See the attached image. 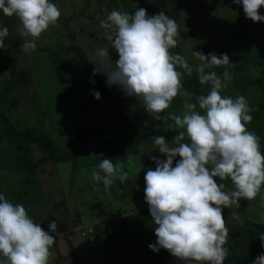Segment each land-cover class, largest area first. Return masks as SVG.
<instances>
[{"label":"rangeland","instance_id":"rangeland-1","mask_svg":"<svg viewBox=\"0 0 264 264\" xmlns=\"http://www.w3.org/2000/svg\"><path fill=\"white\" fill-rule=\"evenodd\" d=\"M53 2L57 4L62 15L56 25L50 26L36 40L35 51L25 52L22 49L25 38L17 31L20 24L18 18L0 12V25L9 23L5 48L0 49V80L10 77L15 71L32 72L26 89L18 91L20 99L18 108L11 109L9 113L4 109L5 103H1L0 106H3L4 113L10 119L22 126H35L52 136L58 147L64 151L71 150L72 134L83 124H95L97 128L109 130L106 135L112 143L122 146L130 140L131 132L123 126L121 118L114 111L116 101L114 103L107 101L103 96L100 100L94 97L93 90L99 91L97 82L79 61L74 46H80L96 66L93 61L97 58V51L105 47L109 50L111 47V42L104 37V29L100 24L109 12L113 9L133 12L136 7L145 6L164 11L171 9L172 4L166 7L160 0H90L89 2L53 0ZM83 8L85 12L76 16L75 13L81 12ZM148 13L155 14L150 11ZM177 23L178 49L175 47L171 52L185 56L194 69L192 75L197 78L195 67L199 62L192 55L195 49L205 54L213 52L218 55L228 54L232 61L229 66H220L211 70L216 71L218 75L225 70L231 74L229 86L222 94L233 98L244 95L253 113L264 96L259 84L255 82L261 79L264 85V22L259 24L246 18L242 5L235 4L233 0H184ZM50 53L55 55L52 56ZM177 70L183 72L182 68ZM186 75L185 73L183 78ZM101 80L105 91L117 96L116 100L121 104L126 105L134 98L126 96L118 85L109 88L106 84V75L101 74ZM199 90L201 92L199 94L188 90L193 94V102L197 96L206 95L210 85H201ZM66 91L69 92V98L64 96ZM176 98H178L176 102L171 103L166 111L180 115L184 110V97L177 95ZM68 101H71V104ZM138 102L140 100L136 98L135 107ZM143 112L147 113L145 108ZM132 119L136 123L145 121V117L136 119L133 116ZM149 121L151 123L155 121L150 114ZM164 122V124L160 122L159 126L164 132L170 133L171 137L182 131L171 129L169 127V124L172 125L171 121ZM253 123L260 128L263 135L262 137L257 131L259 129L254 130V133L260 137L261 151L264 152V111L260 115V120H254ZM2 128L4 126H1ZM155 148L154 144L147 143L119 158L120 162L116 165H120L129 173V180L121 184L118 178H114V184L106 190L103 183L96 182L91 175L94 168L98 170L99 160L104 151L98 143L90 142L83 148L79 159L46 164L39 173L40 191L34 188L38 193L36 197L23 195L21 201L16 200V194L23 191V185L20 183V176L12 156L9 154L8 157L7 154L8 162L0 163V192H3L10 201L22 203L28 214L45 230H49V223L56 220L59 235L51 233L53 236L56 235L57 241L51 248L50 264H73V258L77 256L80 264H174V261L170 260L153 262L150 257L153 250L143 241L144 233H141L145 232V228L139 229L141 224L138 220L141 218L145 220L146 215L145 213L142 215L141 212L144 210L150 213L149 205L145 200L144 177L148 167L156 166L151 159L152 156H156ZM34 149L36 157H39L40 151ZM2 153L4 154V151L0 152V160L6 158L4 157L6 154L3 156ZM161 158L166 159V155L162 154ZM216 179L219 180L218 177ZM229 187L232 188V183L226 186V190L230 189ZM243 202L248 203L246 208L234 206L233 209H224L226 226L229 227V236L225 245L229 250V256L225 264H234L232 260L234 254L241 252L240 245L235 243L236 230L243 226L246 220L263 219L264 187L254 200L242 199L241 204ZM75 213L83 216V222L68 231H61L60 226L71 224L76 216ZM235 216L239 219H235ZM111 221L116 224L121 235L116 243H112L97 229ZM145 223L149 240L152 217ZM124 233L128 235L125 236ZM148 243L150 244V241Z\"/></svg>","mask_w":264,"mask_h":264},{"label":"clouds","instance_id":"clouds-1","mask_svg":"<svg viewBox=\"0 0 264 264\" xmlns=\"http://www.w3.org/2000/svg\"><path fill=\"white\" fill-rule=\"evenodd\" d=\"M233 2L242 5L246 18L264 22L260 11L264 0ZM0 12L18 18L17 31L25 38V52L35 51L36 40L62 15L53 0H0ZM100 24L118 59L113 61L108 48H100L93 61V76L106 75L109 88L118 85L126 96L139 99L153 120L171 121L174 128L182 130L171 144L164 136L151 138L166 159L152 156L156 166L148 167L144 177L145 200L156 236L148 247L157 253L166 249L190 264H225L229 227L224 209L238 208L242 199L254 200L264 187L260 138L246 127L253 120V109L244 95L233 98L222 94L232 79L227 70L219 75L211 70L229 66V55L193 51L199 62L195 67L199 83L210 85L208 93L193 102L182 79L194 69L185 56L171 52L179 37L174 18L164 11L150 15L145 8L136 7L133 12L113 9ZM8 35L9 29L0 26V49L5 48ZM93 95L102 99L99 91L93 90ZM177 95L184 97L180 115L166 111ZM148 123L145 121V126ZM91 175L106 190L114 178L121 184L129 180V173L108 158L101 160ZM229 179L232 188L226 190L224 181ZM48 229L36 223L22 203H14L0 192V264H50L51 248L57 241L51 233L59 235L56 220ZM259 238L264 247V233ZM252 264H264V252Z\"/></svg>","mask_w":264,"mask_h":264},{"label":"trees","instance_id":"trees-1","mask_svg":"<svg viewBox=\"0 0 264 264\" xmlns=\"http://www.w3.org/2000/svg\"><path fill=\"white\" fill-rule=\"evenodd\" d=\"M89 1L90 0H86V2ZM160 1L166 7H170L172 4L171 9L164 10V12L171 18H174L177 22L180 17L181 10L184 6V0ZM144 8L147 11L153 12L155 14L161 12V10H158L155 7L145 6ZM83 9L81 12L75 13V15L77 16L81 13H84L85 9ZM260 11L262 14H264V8H261ZM262 23L263 22H259V24ZM0 26H5L9 29V23L7 22ZM228 33L230 34V32ZM74 48L77 52L79 61L82 63L86 71L93 75V69L96 66L90 61L89 57L80 46L75 45ZM176 49H178V47H176ZM109 53L113 61L118 59V54L112 47V45L109 49ZM50 55L53 56L55 54L50 53ZM31 77L32 72L30 70H19L17 72L15 71L14 74H10V77L0 80V104L5 103L4 109L7 112L10 113L11 109L18 108V106L20 105L18 91L20 92L26 89V86L27 84H29ZM94 78L97 82V88L101 92L102 96L105 97L107 101L113 103L114 101H116L114 103V111L121 118L123 126L129 129L131 132L130 140H127V142H125V144H123L122 146H116L112 143L111 139L107 136V131L109 130L104 131L103 129L97 128L95 124H83L72 134L73 144L71 150L64 151L63 149L58 147L56 140L52 136L39 130L35 126H22L17 121L10 119L6 115V113H4L3 106H0V152L4 151V154L2 153L3 156L6 154L4 156L6 158L1 159L0 163L5 164V162H8V157L10 155L12 156L16 171L20 176V183L21 185H23V191H20L16 194L17 201L23 200V195H28L29 197L32 195V197H36V194L38 193L36 190H34V188H37V190L40 191L41 181L39 178V173L40 170L44 169L43 167L46 164L51 162L57 164L79 159L83 152V148L90 142L98 143L102 147V151H104V154L101 156V159L99 161L108 158L112 160L114 165L120 162L119 158H123L125 155H128L133 149L143 146L147 143L154 144V142L151 140L153 136H164L166 140H169V143L171 144V140L174 137H171L170 133L164 132L161 129L162 127L159 126V123L161 122V124H164V121H154L153 123H151L149 121V114L143 112L144 108L142 107V103H136L137 106L135 107L136 97L130 100L126 105L121 104L120 101L116 100L117 96H113L112 94L105 91L103 82L101 80V73H97ZM182 81L184 90H193L195 93H201L199 90V86H201V84L199 83V80L196 76L186 75L182 79ZM255 82L259 84L260 89L264 92V85L262 84L263 81L259 79ZM68 94V91L64 92V96H67V98H69ZM177 99L178 98L175 97L172 103L176 102ZM68 102L69 104H71V101ZM262 111H264V96L263 100L256 106V110L252 113L253 120L250 124L246 125L247 129L251 128L250 131L252 132L259 129L257 131L261 134L260 128H257L255 123L253 122L254 120H260ZM133 116H135L136 119L138 117H145V121H149L148 125L145 126V121L141 123L138 120L137 121L139 122V124H137L138 122L136 123L132 119ZM1 126H4V128L1 129ZM169 127L175 130V128L171 124H169ZM34 148L40 151L41 155L39 157H36ZM154 152L156 153L157 157L161 158L162 153H160L158 149H156ZM217 182L220 183L221 181L217 180ZM224 183L226 186L231 185L230 179L224 181ZM229 188L231 189V187ZM247 206V202L240 204L241 208H246ZM141 213L142 215L143 213H145L146 215L145 220H143V218L138 220L141 224L139 229H142L143 227L145 228V232L142 231L141 233H144L143 241H145V243L149 245V241L150 243H154L156 241L154 230L155 225L154 223L151 225L152 228L149 233L150 239L148 240V232L144 224L146 225L145 222L149 218H151V214L147 213L144 210ZM75 214L76 216H74L71 224H62L60 226L61 231H68L72 227L80 225L83 222V216L79 213ZM135 217L136 215L134 216V218ZM97 229L112 243H116L120 240L121 235L119 234L116 224L112 221L104 223V227H97ZM236 231L237 238L235 240V243L240 245L241 252L235 253L232 260L234 264H252L255 258L259 254L264 252V247L261 246L262 242L259 238V235L261 233H264V217L263 219H261V221L252 219L246 220L243 226L238 228ZM123 235L126 236L128 235V233H124ZM150 257L151 259H153V262L157 260H160L161 262L170 260L174 261V264L190 263L178 260L176 257L172 256L166 249H161L158 253L152 251ZM73 264H80V259L78 256L73 258Z\"/></svg>","mask_w":264,"mask_h":264},{"label":"water","instance_id":"water-1","mask_svg":"<svg viewBox=\"0 0 264 264\" xmlns=\"http://www.w3.org/2000/svg\"><path fill=\"white\" fill-rule=\"evenodd\" d=\"M244 203V202H243Z\"/></svg>","mask_w":264,"mask_h":264}]
</instances>
